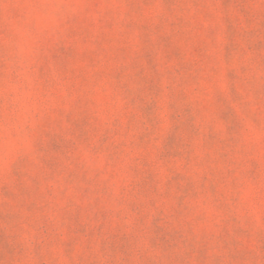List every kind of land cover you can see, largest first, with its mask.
<instances>
[{
    "label": "rangeland",
    "instance_id": "obj_1",
    "mask_svg": "<svg viewBox=\"0 0 264 264\" xmlns=\"http://www.w3.org/2000/svg\"><path fill=\"white\" fill-rule=\"evenodd\" d=\"M0 264H264V0H0Z\"/></svg>",
    "mask_w": 264,
    "mask_h": 264
}]
</instances>
